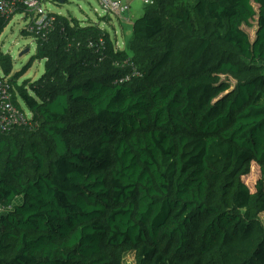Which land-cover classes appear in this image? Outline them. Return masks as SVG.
<instances>
[{
	"label": "trees",
	"instance_id": "obj_1",
	"mask_svg": "<svg viewBox=\"0 0 264 264\" xmlns=\"http://www.w3.org/2000/svg\"><path fill=\"white\" fill-rule=\"evenodd\" d=\"M50 16L10 77L30 119L0 130V264H264V0H148L123 49Z\"/></svg>",
	"mask_w": 264,
	"mask_h": 264
},
{
	"label": "rangeland",
	"instance_id": "obj_2",
	"mask_svg": "<svg viewBox=\"0 0 264 264\" xmlns=\"http://www.w3.org/2000/svg\"><path fill=\"white\" fill-rule=\"evenodd\" d=\"M130 5L129 13L126 14L129 18V23H133L135 19L140 17L143 13L144 3L141 0H125ZM44 8L49 13L57 14L67 18L76 19L82 26L87 24H98L102 29L106 30L111 38H113V29H118L120 21L117 17L109 15V23L101 22L100 18L106 16L96 0H45ZM128 23V25H129ZM127 24V23H124ZM25 26V20L23 15L15 14L6 28L0 35V52L8 54L11 57L12 70L9 78L16 72L22 71L27 68L30 58L35 53L36 41L31 35L23 36L21 30ZM243 30L249 35L250 40L254 39L255 35V22L251 26L243 27ZM0 71L1 66H0ZM44 71V61L35 60L32 65L26 70L25 74L18 80L21 83L24 80H37ZM234 84V82L232 81ZM20 109L26 114L29 111L25 107L24 103L18 99ZM260 177L259 168L255 165L251 166L250 174L243 177L244 183L249 187L251 191L254 189V185ZM1 214V213H0ZM262 223L264 224V214L260 216ZM124 264H134V256L132 254H126L124 256Z\"/></svg>",
	"mask_w": 264,
	"mask_h": 264
},
{
	"label": "built area",
	"instance_id": "obj_3",
	"mask_svg": "<svg viewBox=\"0 0 264 264\" xmlns=\"http://www.w3.org/2000/svg\"><path fill=\"white\" fill-rule=\"evenodd\" d=\"M45 0H0V14L4 17L14 16L17 5L24 7L23 18L25 20V30L29 33L39 34L45 37L51 28L53 18L51 13L44 8ZM106 14L113 15L122 23H129L125 15L129 13L130 5L125 0H96ZM144 4L148 0H141ZM133 75H138L134 72ZM30 114L26 115L12 102V87L10 78L0 71V130L8 132L14 126H21L27 123Z\"/></svg>",
	"mask_w": 264,
	"mask_h": 264
},
{
	"label": "crops",
	"instance_id": "obj_4",
	"mask_svg": "<svg viewBox=\"0 0 264 264\" xmlns=\"http://www.w3.org/2000/svg\"><path fill=\"white\" fill-rule=\"evenodd\" d=\"M125 18L128 19V16L125 15ZM131 25L132 23L124 24L120 21V26L118 29H113V40L118 49H123L126 44V40L128 39L131 33Z\"/></svg>",
	"mask_w": 264,
	"mask_h": 264
},
{
	"label": "water",
	"instance_id": "obj_5",
	"mask_svg": "<svg viewBox=\"0 0 264 264\" xmlns=\"http://www.w3.org/2000/svg\"><path fill=\"white\" fill-rule=\"evenodd\" d=\"M60 2H63V0H59Z\"/></svg>",
	"mask_w": 264,
	"mask_h": 264
}]
</instances>
